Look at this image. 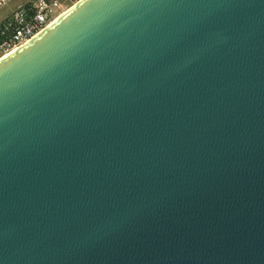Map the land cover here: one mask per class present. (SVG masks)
<instances>
[{"label": "water", "instance_id": "95a60500", "mask_svg": "<svg viewBox=\"0 0 264 264\" xmlns=\"http://www.w3.org/2000/svg\"><path fill=\"white\" fill-rule=\"evenodd\" d=\"M0 264H264V0H77L0 58Z\"/></svg>", "mask_w": 264, "mask_h": 264}, {"label": "built area", "instance_id": "2783aa9c", "mask_svg": "<svg viewBox=\"0 0 264 264\" xmlns=\"http://www.w3.org/2000/svg\"><path fill=\"white\" fill-rule=\"evenodd\" d=\"M13 0H0V12ZM70 0H20L11 11L0 14V58L23 45L68 7Z\"/></svg>", "mask_w": 264, "mask_h": 264}, {"label": "rangeland", "instance_id": "374dc122", "mask_svg": "<svg viewBox=\"0 0 264 264\" xmlns=\"http://www.w3.org/2000/svg\"><path fill=\"white\" fill-rule=\"evenodd\" d=\"M20 0H13V1H11L9 4H8V6L4 9L3 8V10H1V12H0V14L2 15V14H4V13H6L7 11H8V13L11 11V9L14 7V5L17 3V2H19ZM77 0H70L68 3H67V7H70L72 4H74L75 2H76Z\"/></svg>", "mask_w": 264, "mask_h": 264}]
</instances>
